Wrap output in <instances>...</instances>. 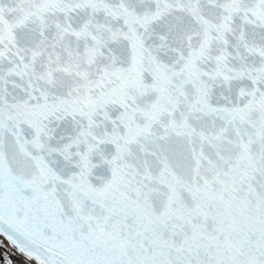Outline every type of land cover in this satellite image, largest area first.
<instances>
[{"label":"snow or ice","instance_id":"6c2138e0","mask_svg":"<svg viewBox=\"0 0 264 264\" xmlns=\"http://www.w3.org/2000/svg\"><path fill=\"white\" fill-rule=\"evenodd\" d=\"M0 234L37 264H264V0H0Z\"/></svg>","mask_w":264,"mask_h":264},{"label":"bare ground","instance_id":"6f19581e","mask_svg":"<svg viewBox=\"0 0 264 264\" xmlns=\"http://www.w3.org/2000/svg\"><path fill=\"white\" fill-rule=\"evenodd\" d=\"M0 245L3 252L2 257H0V264H7L5 257H9L12 264H37L34 259L27 260L21 253L17 252L2 234H0Z\"/></svg>","mask_w":264,"mask_h":264},{"label":"rangeland","instance_id":"374dc122","mask_svg":"<svg viewBox=\"0 0 264 264\" xmlns=\"http://www.w3.org/2000/svg\"><path fill=\"white\" fill-rule=\"evenodd\" d=\"M2 255H3V252H2L1 245H0V257H2Z\"/></svg>","mask_w":264,"mask_h":264}]
</instances>
